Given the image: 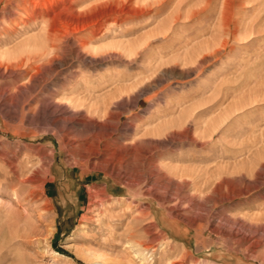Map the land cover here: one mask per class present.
Returning a JSON list of instances; mask_svg holds the SVG:
<instances>
[{
	"label": "rangeland",
	"instance_id": "obj_1",
	"mask_svg": "<svg viewBox=\"0 0 264 264\" xmlns=\"http://www.w3.org/2000/svg\"><path fill=\"white\" fill-rule=\"evenodd\" d=\"M19 26L9 46L28 35ZM94 28L81 53L63 43L39 62L51 74L27 107L64 101L77 86L88 98L63 106L114 127L109 140L121 148L73 153L4 93L0 166L15 162L0 187V264H264V0H110ZM24 66L0 62L5 73ZM139 155H155L156 167ZM128 225L141 238L133 247Z\"/></svg>",
	"mask_w": 264,
	"mask_h": 264
},
{
	"label": "bare ground",
	"instance_id": "obj_2",
	"mask_svg": "<svg viewBox=\"0 0 264 264\" xmlns=\"http://www.w3.org/2000/svg\"><path fill=\"white\" fill-rule=\"evenodd\" d=\"M64 1L65 0H0V14H2V16L5 15V17H3V18H5L6 21H8L7 25L0 27V62L1 63L4 62L6 64L13 63V64L19 66V68L23 65H25L23 68L26 67V69L22 73L15 72L14 70H12L10 72L8 71V73H5V72L1 71L2 69L0 70V83L2 85L1 89H0V99L4 93L10 92V95L8 96V100H10L12 105H17L18 103L23 104L22 105L23 112H21V113H23L24 120H26L29 123H34V122L35 123H42V125H44L43 123H46V124H51V125L55 126L58 130V132L56 134V137L58 138L57 140L66 139L63 142V146L69 145L71 150L73 151V153L76 151H80V152L84 151L86 153V155H89L91 153L92 154L102 153L103 155H115V152L121 148V145H120L121 141H120V144H118V141L109 140V136L111 135L114 127L110 128L111 130H109V128H102V126H100L99 124H95V123L89 124V123L84 122L83 120L78 121L77 117H75V114L72 113L71 110L66 107V106H70V105H71V107L77 106L78 104H81L82 102H84L85 98H88L86 96H84V97H79V96L77 97L76 96V93L78 92L77 86H72L70 88L69 92H64V91L62 92V94L67 93V95L68 94L71 95V96L67 97L64 101H61V100L55 98L57 100L54 99L55 101L46 103L47 102L46 100H48V98H50V97H42V98H38L36 100V106L35 107H32L31 105L30 106L32 108L27 107V105H29V102L34 101L32 99V96L30 95V93L33 92L34 88L37 86H39L41 88L44 87V85H45L44 82H45L46 78L48 77V75L50 76V74H51L50 69H47V68L39 69L40 66L42 67V65H43V63L38 65L39 62H43L46 58H48L50 56L58 55V53L61 52L63 45H64V48H66V50L69 51L70 53H76V54L81 53V49L87 45L88 41L94 39L95 36L98 37L96 35L98 32L94 27H95V21L98 17L99 9L107 6V4L110 2V0H97V1L94 0L95 2L89 4L88 6H85L84 8H79L77 6L81 0H66L67 3H65ZM61 3L63 4L64 8L69 11L70 17H66V18L63 17L62 12L58 11L56 9L58 7V5H60ZM16 10L20 11L22 14L17 12ZM80 16H82V17L80 18ZM38 18L41 19V20H39V22L37 20ZM37 23H39V27H38L39 29L37 31L29 34L28 32L30 30H32V29L34 30L37 28V25H36ZM18 24H20V26L22 25L24 27L22 32H21V35L26 34V33L28 35L23 36L19 40H18V38L15 37V39H16L15 42L11 46H9V44H11L13 41V40H10V38H9L12 35V33L15 32L16 36L20 33V30L18 29V31H17V28H16ZM71 33H72V35H70ZM92 49L98 50L99 48L97 49L96 47H93ZM32 50H34V51H32ZM51 60H53V59L51 58ZM46 61H47V59H46ZM35 68H37L36 70H38V73L36 75L35 74L30 75L29 83L27 85L26 84H18L17 85L18 77H19V79H22L21 77L28 76L27 73H29V70L32 71ZM22 81H24V80L22 79ZM10 84H12V85H10ZM51 87L53 88V86H51ZM54 90H57V89H54ZM72 95H75V97ZM78 95H81V94H78ZM35 96H37V95H35ZM34 98H36V97H34ZM8 100H7V102H8ZM86 101H88V99ZM89 103H90V101H89ZM90 104H89V106L86 104V107L88 106V107L92 108L93 106ZM63 105H66V106H63ZM81 107H82V105H81ZM95 107L96 106H94V109L92 111L89 108H88V110L91 113H95L96 112ZM97 108H99V107H97ZM24 109H25V111H24ZM0 111H2L1 104H0ZM100 113H101V111H100ZM77 114H79V112H76V115ZM104 115H105V113L101 114L100 116H104ZM82 117H83V115H82ZM35 123H34V125H35ZM74 126L76 127V131H75L76 133L75 132L73 133L74 130L71 129ZM154 130H157V127H155ZM102 140H104L103 143H101ZM119 155H122V154L120 153ZM139 157L141 159L140 166H143L150 171L156 167L155 155H139ZM40 159L38 157V161ZM30 161H31V159L27 158V160L25 161V165H23V166L27 167L28 164L30 163ZM36 161H34V162H36ZM14 162H15V160H14ZM14 162L13 161H11L10 163H7L5 161L2 162V165L0 166L1 167L0 168V176H2L3 178H2V180H0V187H2L3 185H8L10 183V164H13ZM34 162H31V163H34ZM33 166L34 165H32V167ZM35 166H37V164ZM43 167H44V165H43ZM29 168H31V167H29ZM45 168H47V167H45ZM36 169H38V168H36ZM30 170H32V169H30ZM44 170H46V169H44ZM28 171H27V174H28ZM17 173L15 174V176L17 175ZM12 176H13V173H12ZM19 178H20V176L18 177V179ZM27 181H29V180H27ZM13 182H15V181H13ZM153 182H154V180H153ZM15 183L18 184V181ZM132 183H134V182H132ZM23 185H24V183H23ZM12 186H15V185H12ZM27 189H29V188H27ZM6 191H8V190H6ZM24 193H26V192H24ZM27 195H28V193H27ZM148 214H149V211H144L143 213H141V216H147ZM141 218H139V219L141 220ZM144 219H145V217H144ZM130 224H131V222H130ZM130 227L131 226H129V230L127 232V235L125 236L128 239L127 242L128 243L132 242L133 241L132 238L134 239L135 237L138 239H141L138 236H135V231H133L132 229L130 230ZM132 228H134V227H132ZM138 228H139V226H138ZM142 229H143V227H142ZM141 233H143V232H141ZM118 234H120V233H118ZM144 235H146V234H144ZM147 239H149V238H147ZM123 242H125V240ZM135 242H137V244L141 245V246H143L144 244L145 245L148 244L143 240H135ZM121 244H124V243L121 242ZM130 246H131V243H130L129 247ZM131 247H133V246H131ZM141 251H143V250H139V251L137 250L136 252H133L132 254L134 255V253H135L137 256L144 255ZM142 257H144V256H142ZM132 260H133V258H132Z\"/></svg>",
	"mask_w": 264,
	"mask_h": 264
},
{
	"label": "trees",
	"instance_id": "obj_3",
	"mask_svg": "<svg viewBox=\"0 0 264 264\" xmlns=\"http://www.w3.org/2000/svg\"><path fill=\"white\" fill-rule=\"evenodd\" d=\"M58 251H61V253H64V251L62 249H57Z\"/></svg>",
	"mask_w": 264,
	"mask_h": 264
}]
</instances>
